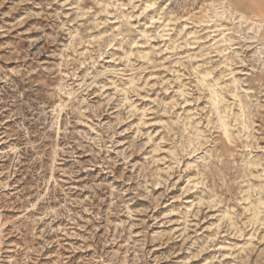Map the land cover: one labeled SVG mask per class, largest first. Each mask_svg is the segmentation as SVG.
I'll list each match as a JSON object with an SVG mask.
<instances>
[{"label": "rangeland", "instance_id": "rangeland-1", "mask_svg": "<svg viewBox=\"0 0 264 264\" xmlns=\"http://www.w3.org/2000/svg\"><path fill=\"white\" fill-rule=\"evenodd\" d=\"M0 264H264V0H0Z\"/></svg>", "mask_w": 264, "mask_h": 264}]
</instances>
